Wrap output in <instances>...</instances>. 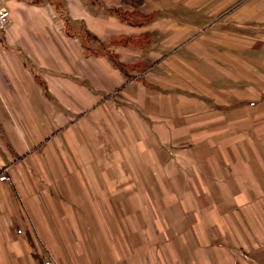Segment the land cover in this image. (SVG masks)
Listing matches in <instances>:
<instances>
[{
	"label": "crops",
	"instance_id": "1",
	"mask_svg": "<svg viewBox=\"0 0 264 264\" xmlns=\"http://www.w3.org/2000/svg\"><path fill=\"white\" fill-rule=\"evenodd\" d=\"M2 0L0 264H264V0Z\"/></svg>",
	"mask_w": 264,
	"mask_h": 264
},
{
	"label": "built area",
	"instance_id": "2",
	"mask_svg": "<svg viewBox=\"0 0 264 264\" xmlns=\"http://www.w3.org/2000/svg\"><path fill=\"white\" fill-rule=\"evenodd\" d=\"M9 24V11L0 0V30H4ZM42 264H58L52 256H47L42 260Z\"/></svg>",
	"mask_w": 264,
	"mask_h": 264
},
{
	"label": "trees",
	"instance_id": "3",
	"mask_svg": "<svg viewBox=\"0 0 264 264\" xmlns=\"http://www.w3.org/2000/svg\"><path fill=\"white\" fill-rule=\"evenodd\" d=\"M53 5L54 14L59 17L63 22L65 20V11L63 9V4L60 0H48Z\"/></svg>",
	"mask_w": 264,
	"mask_h": 264
},
{
	"label": "rangeland",
	"instance_id": "4",
	"mask_svg": "<svg viewBox=\"0 0 264 264\" xmlns=\"http://www.w3.org/2000/svg\"><path fill=\"white\" fill-rule=\"evenodd\" d=\"M55 13V12H54Z\"/></svg>",
	"mask_w": 264,
	"mask_h": 264
}]
</instances>
